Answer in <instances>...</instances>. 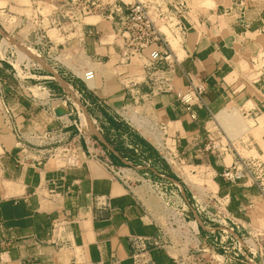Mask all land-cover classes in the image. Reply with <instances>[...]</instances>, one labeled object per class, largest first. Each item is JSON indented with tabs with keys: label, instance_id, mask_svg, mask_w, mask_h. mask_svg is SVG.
I'll return each instance as SVG.
<instances>
[{
	"label": "crops",
	"instance_id": "obj_1",
	"mask_svg": "<svg viewBox=\"0 0 264 264\" xmlns=\"http://www.w3.org/2000/svg\"><path fill=\"white\" fill-rule=\"evenodd\" d=\"M30 1L27 8L16 2L12 5L16 10L1 5L0 28L22 41H34L35 30L43 28L54 44L50 54L58 58V71L73 79L94 103L90 113L95 112L92 108L99 99L107 102L105 108L110 112L134 104V96L146 98L157 125L165 129L188 171L194 173L203 166L210 170L215 180H210L212 189L229 196L230 212L245 223L248 213L261 212L257 206L264 199L257 187L243 181L232 184L222 177L226 166L238 158L237 152L222 147L212 152L205 146L211 138L225 144L220 138L224 132L230 142L250 129L243 114L256 122L247 142L254 147L243 148L251 153L256 149L253 156L264 159V69L253 63L264 47V0H187L189 11L181 18L186 33L180 50H175L179 63L171 75L175 89L187 88L190 79L205 83L203 101L191 109L174 92L148 95L152 86L143 60L123 61L120 40H110L115 21L96 14L66 21L69 29L64 24L53 26L49 18L64 11L59 2L67 0ZM40 2L56 9L45 16L39 10ZM169 39L177 48L174 41L178 39ZM7 55L0 56V240L5 243L0 245V264H110L114 258L121 264H133L131 236L161 239L166 234L164 198L140 183L138 169L123 167L129 173L115 177L102 161L108 158L121 167L127 166L124 159L133 164L141 161L145 168L161 164L160 171L168 177H172L168 170L172 171L189 194L188 186L195 188L187 181L190 175L173 171L159 151L164 140L162 146L154 144L124 115L110 114L109 119L105 115L109 120V127H104L106 144L99 138L86 140L72 125L69 104L50 95L57 86L47 80L52 69L38 70L37 78L30 81L47 85L34 103L18 87ZM88 67L99 74L91 86L83 79ZM58 128L79 141L78 165L51 156L47 132ZM112 130L125 141L121 151L110 139ZM236 143L242 145L241 140ZM204 189L209 191L207 185ZM56 224L61 227L59 234L54 232ZM151 252L157 264H179L177 255L163 247Z\"/></svg>",
	"mask_w": 264,
	"mask_h": 264
},
{
	"label": "built area",
	"instance_id": "obj_2",
	"mask_svg": "<svg viewBox=\"0 0 264 264\" xmlns=\"http://www.w3.org/2000/svg\"><path fill=\"white\" fill-rule=\"evenodd\" d=\"M62 8H64V11H60L49 18L50 25H62L64 19L72 21L96 14L106 16L109 20L116 22L114 36L121 42L123 61L132 62L135 58L143 60L152 86L148 95L154 96L159 93L174 92L188 109L203 101L206 85L202 81L190 79L187 88H174V76L171 73L179 63V59L175 55V48L172 46L168 35L161 28V26L168 28L176 38L180 37L182 39L184 37L186 28L181 18L189 11L187 0H67ZM35 31L34 41L19 40V42H16V40H13L12 45L9 44L3 54H8V60L13 67L18 87L34 103L37 102L40 99L41 88L47 89V85L43 83L31 84L30 81L37 78L38 70L52 69V75L48 76L47 80L53 81L59 86L55 87L50 95L54 98H62L69 104V113L74 117L72 125L76 126L78 131L85 135L83 133L85 127L81 116L82 113H90V107L94 103L86 97L85 90L81 89L73 79L58 71L55 64L58 58L56 55L50 54L54 44H52L45 30L38 27ZM0 33L2 35L1 42L6 32L0 28ZM14 38L16 39V36ZM29 49L35 50L46 64L36 58L27 56ZM49 59L53 64L48 61ZM253 63L258 69H264V47L253 58ZM96 77L97 70L93 67H88L83 71V79L87 84L94 81ZM140 99L147 100L144 97H133L135 103H138ZM97 104L100 107H105L107 102L104 99H99ZM123 109H126V107ZM113 111L116 115L123 116L120 111L116 109ZM88 113V120L96 130L94 133L90 132L106 144L102 116ZM193 117H196L195 114H193ZM47 136L48 144L51 145V156L62 160L63 158L67 159L69 162L67 165H78L81 162L80 149L77 145L79 141L70 138L69 131L58 128L47 132ZM87 137L88 139L85 135L86 140L90 142L97 141L91 135ZM164 143L163 149L167 150L166 152L169 155H172L174 152L173 146L175 147L174 143H169L167 140H164ZM221 147L223 151H236L238 154L236 161L226 166L222 177L232 184H238L242 179L248 178L252 181V185H256L260 196L264 199V159L258 156H250L251 163L248 164L244 156L235 148L233 142L220 145L218 141L216 142L211 138L205 146L206 150L212 152L220 151ZM58 151L63 153V158L58 156ZM95 157L98 156L95 155ZM164 157L166 156L164 155ZM102 162L115 177L122 178L124 176L123 167H130L136 171L138 169V166L128 159H124L127 166L122 167L117 166L108 158ZM149 169L155 173V179L142 176L141 182L146 185L150 192L164 196V192L156 191L159 188L157 178H168L179 188L176 195L179 197L180 204H177L176 207H170V213L167 214L168 223L171 227L182 226L181 228L186 229V226H188L189 232L185 233V239H188V237L191 239L189 243L191 248H188L185 254H181L179 257L175 256L179 264H264V227H254L251 222L245 223L231 213L228 195L220 196L218 192L205 190V202L201 204L196 198H194L195 202H192L175 178L168 177L151 166H149ZM153 187L156 188L153 189ZM251 207H253V204ZM60 223L62 224V222ZM2 227L3 225L0 223V232ZM200 227L204 231L203 234L199 231ZM60 228L59 224H56L54 232L59 234ZM241 229H244L247 234L241 233ZM170 241V236H167V234L161 239L141 235L131 236L133 264H157L153 258L152 249L163 247L168 250L171 247ZM3 244H5L4 240H0V245L3 246ZM201 247L207 252L206 254H199L202 250ZM110 264H121V262L119 259L114 258Z\"/></svg>",
	"mask_w": 264,
	"mask_h": 264
},
{
	"label": "rangeland",
	"instance_id": "obj_3",
	"mask_svg": "<svg viewBox=\"0 0 264 264\" xmlns=\"http://www.w3.org/2000/svg\"><path fill=\"white\" fill-rule=\"evenodd\" d=\"M2 2L0 3V6L2 5H5L6 6V8L7 9H10L11 8V10H16L15 9V7L14 6H12V5H16V2H17V4H20V5H22V6H24V8H27L28 6H30L31 4H32V1H30V0H14V1H11V0H1ZM126 1H130V0H126ZM61 5L62 4H65V1L62 3V2H59ZM39 5V10H40V12H42V14L43 15H47V14H49L50 12H52L54 9H56V7L54 6V5H52V4H50L49 2H46L45 4L44 3H39L38 4ZM59 8V7H58ZM21 12H23V13H25V11H21ZM30 12V11H29ZM28 19H29V21H32V17L29 15V13H28ZM89 20H93V18H91V19H89ZM66 21H68V20H66V19H64L63 20V24H64V27H66V26H68V27H66L67 29H69L70 27H69V22H66ZM25 25H27V23L24 21V26ZM23 26V27H24ZM9 29H11L10 28V26L8 27ZM161 28H162V30L164 31V32H166V34L168 35V38H169V36H172L173 37V34L171 33V31L168 29V28H166V27H164V26H161ZM9 36H10V38H11V41H10V45H12V41L13 40H16V42H19V39H15L14 38V35H11V34H9V33H7ZM115 36H114V34L112 33V37L110 38V40L112 39L113 40V38H114ZM178 40L176 41H174V43H176L177 44V48L176 47H174L175 48V50L177 51V50H180V48H181V43H182V39L179 37V38H177ZM180 39V40H179ZM13 44H14V42H13ZM173 46V45H172ZM141 59H139V58H135V62H140V63H142L141 61H140ZM99 74H98V72H97V76H98ZM57 86H59L57 83H55ZM57 86H56V88H57ZM105 107H100L99 105H95V107L94 108H92V110H94L95 112H94V114H100L101 116H102V122L104 123L105 122V126H104V124H103V129H104V135L106 134V130H105V128L104 127H106V126H108L109 127V120L108 121H106V117L109 119V115L110 114H115V113H113V111H108V110H106V108L104 109ZM120 112L125 116L126 114H134V115H136L137 117H141V118H143V119H145L146 121H148V122H150V123H154V124H156L157 125V120H156V116H155V114H154V109H153V107H152V104L150 103V101L149 100H144V99H140L139 100V102L136 104V103H134V104H130V105H128L127 107H126V109H121L120 110ZM88 113V112H87ZM88 114H90V113H88ZM93 114V115H94ZM108 114V115H107ZM105 115H106V117H105ZM242 116H243V120H244V123H247V124H249L250 125V129H248V130H246V131H244L240 136H238V137H235L234 139H232V140H230V142H233V144L235 145V143H236V140H237V142L239 141V140H241L242 141V145H240L239 143H236L238 146H237V148H238V151L241 153V155L242 156H244V158H245V160H246V162L248 163V164H250L251 162H250V155L251 156H253V155H257V152H256V149H254L253 151H252V153L251 152H249L248 150H247V152H246V150H244V148L243 147H246V148H248L249 146H250V150L251 149H253V147H254V145H250L249 143H247L248 141H249V139H248V137H250V133H249V131L251 130V132L252 133H254L255 132V128H256V122H255V120L254 119H249V118H246L243 114H242ZM130 121V120H129ZM243 124V123H242ZM239 126V128H241V124H239L238 125ZM157 128H158V130H160V132H161V134H162V138H163V140H168V142L170 143V138H167V136H166V131H165V129L164 128H161V127H159L158 125H157ZM108 132V131H107ZM83 133L86 135V136H89V135H91V137H94V139L96 138L97 139V136L96 135H94V134H92L91 132H90V130H87V129H85V128H83ZM115 131L114 130H112V131H110V139L112 138V143H114V142H116L118 145H120L121 146V149H120V151L121 150H123V148H122V146H124V139L123 138H121L119 135H115ZM149 138V137H148ZM221 139H223V141L225 142V144H227V142H229L228 140H227V138H226V134H225V132H224V134L223 135H221V137H220ZM105 139V138H104ZM150 140H152V138L150 137L149 138ZM152 142H153V140H152ZM155 144V143H154ZM78 145V144H77ZM245 145H247V146H245ZM113 146V145H112ZM236 146V145H235ZM75 147V146H74ZM77 147V146H76ZM91 147H92V145H91ZM236 148V149H237ZM159 151H160V154L162 155V156H166V157H163V159L164 160H166L167 162H168V164H170V166H171V168H172V170L173 171H175V172H177L180 176H183V173H188L189 175H190V177L192 178V179H190V177H188L187 178V181L189 182V184H191V185H193L195 188L193 189V188H191L190 186H188V188H190V191H191V193L189 194V193H187V191L185 192L184 191V186L182 185V183L180 184L181 186H182V189H183V191L185 192V194H186V196L189 198V199H191L192 200V202H195V199L194 198H196L198 201H200V203L202 204L203 202H205V200H206V192H205V189H204V187H206V185L208 186V190L209 191H211V192H217V189L214 191V189H212L213 188V186H212V181H214L215 182V180H214V177H213V175H212V172L210 171V170H208L205 166H203V167H201V168H197L195 171H194V173H192L191 171H188V168H187V166H186V163L185 162H183L180 158H179V156H177L176 154H175V151L173 152V154L172 155H169L166 151L167 150H165V149H163V147H161V148H159ZM60 151H58L57 153H58V156L59 157H61V158H63V153H59ZM125 153H127V150L125 151ZM138 158H140V157H136V159L135 160H139ZM59 160H61V161H63L64 163H66V164H69V162H68V160L67 159H64L63 158V160L62 159H60L59 158ZM114 163V162H113ZM136 166H139L138 167V172L142 175V176H144V177H146V178H148V177H151V179H155V173H153V171H151L149 168H145V167H142V166H146V164L145 163H143V162H141V161H137L136 163H134ZM157 164H159V161L157 162ZM119 165V164H118ZM153 166V168L155 169V170H157L158 172H162V171H160V168H161V164H159V166L158 165H152ZM168 170V169H167ZM168 172H171L172 173V171H169L168 170ZM146 173H148L147 175H146ZM163 174H164V172H162ZM140 179H142V177L140 178ZM156 180H158V182H159V188H157L156 189V191H162V192H164V196H163V200H164V202H163V204H164V206H165V215H164V217H163V220H162V222H163V227H164V232L167 234V236H170V239H171V241H170V246L171 247H169L168 248V250L170 251V249H175L176 250V252L175 253H172V254H174V255H177L176 257H179L181 254H185V252L188 250V248H191V246L189 245V243H190V240L191 239H189V237H188V239H185V237H186V229H183V228H181V227H176V226H174V227H171L170 225H169V223H168V218H167V214L168 213H170L169 212V208L170 207H176L177 206V204H180V200H179V197L176 195V193H177V191L179 190V188H178V186L177 185H175L172 181H170L168 178L167 179H164V178H157ZM210 180H212V181H210ZM142 180H140V183L142 184V182H141ZM244 182V183H249L250 185H252V181L251 180H249L248 178H244V179H242L240 182ZM252 186H255L256 187V185H252ZM156 187H153V189H155ZM157 193V192H156ZM199 193V194H198ZM154 194V193H153ZM259 195H260V192H259ZM261 204H262V206L261 205H258L257 206V204H256V206H257V209H259L261 212L260 213H257L256 214V211L255 212H250V213H248V219H247V221L248 222H251V224H253V226L255 227V226H261V227H264V202L262 201L261 202ZM250 205V204H249ZM254 207V206H253ZM255 208V207H254ZM249 210H254L253 208H250ZM248 210V211H249ZM259 212V211H258ZM194 225V224H193ZM195 226V225H194ZM217 226V225H216ZM186 228L188 229V226H186ZM185 231V232H184ZM199 231H200V233L201 234H203L204 233V231H203V229L200 227L199 228ZM186 233V234H185ZM241 233H244V234H247L246 233V231L244 230V229H241ZM191 237V236H190ZM232 246H233V244H232ZM201 251L199 252V254H206L207 252L205 251V250H203V248L201 247ZM183 250V251H182ZM208 256V255H207ZM217 264H219V263H217Z\"/></svg>",
	"mask_w": 264,
	"mask_h": 264
},
{
	"label": "bare ground",
	"instance_id": "obj_4",
	"mask_svg": "<svg viewBox=\"0 0 264 264\" xmlns=\"http://www.w3.org/2000/svg\"><path fill=\"white\" fill-rule=\"evenodd\" d=\"M170 40V39H169ZM180 40V39H179ZM11 41L10 36L5 33L2 41L0 42V56H2L4 54V51L6 49L7 46H9ZM171 42V41H170ZM172 44V43H171ZM173 45V44H172ZM174 47V46H173ZM22 49V48H21ZM20 49V50H21ZM63 55V54H62ZM27 56L36 58L38 60H40L43 64H46L45 61L41 58V56L39 54H37V52L35 50H30L27 52ZM71 56V55H70ZM62 58V57H61ZM64 58V57H63ZM66 58V57H65ZM67 60V59H65ZM84 61V60H83ZM87 62V61H86ZM65 63V62H64ZM97 64V63H96ZM83 65V64H82ZM80 73V72H79ZM91 82L90 81V86H91ZM93 84V83H92ZM127 119H129L134 126L141 132V134H143L145 137H151L153 142L158 145V146H162L163 145V138H162V134L160 132V130H158L157 125L154 123H150L148 121H146L145 119L141 118V117H137L134 114H126L125 115ZM82 121H83V126L87 129H89L91 132H95L96 130L93 128L92 124L90 123V121L88 120V116L87 113H82ZM125 174L127 175L128 170L124 169ZM129 173V172H128ZM188 178V177H187ZM189 183V182H188ZM193 187V186H192ZM199 194V193H198ZM196 227V225H195ZM188 229L186 228V233H188ZM183 251V250H182ZM176 250L175 249H170V253H175Z\"/></svg>",
	"mask_w": 264,
	"mask_h": 264
},
{
	"label": "trees",
	"instance_id": "obj_5",
	"mask_svg": "<svg viewBox=\"0 0 264 264\" xmlns=\"http://www.w3.org/2000/svg\"><path fill=\"white\" fill-rule=\"evenodd\" d=\"M96 104V103H95ZM105 136V135H104ZM171 172H169V174H170ZM171 175H172V177H174V178H177L176 176H174L172 173H171Z\"/></svg>",
	"mask_w": 264,
	"mask_h": 264
}]
</instances>
